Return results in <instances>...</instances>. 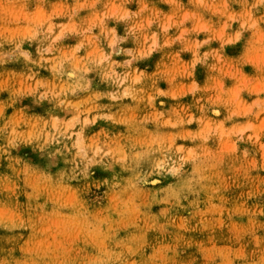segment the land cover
<instances>
[{"label":"rangeland","instance_id":"374dc122","mask_svg":"<svg viewBox=\"0 0 264 264\" xmlns=\"http://www.w3.org/2000/svg\"><path fill=\"white\" fill-rule=\"evenodd\" d=\"M0 264H264V0H0Z\"/></svg>","mask_w":264,"mask_h":264},{"label":"bare ground","instance_id":"6f19581e","mask_svg":"<svg viewBox=\"0 0 264 264\" xmlns=\"http://www.w3.org/2000/svg\"><path fill=\"white\" fill-rule=\"evenodd\" d=\"M80 140V139H79Z\"/></svg>","mask_w":264,"mask_h":264}]
</instances>
